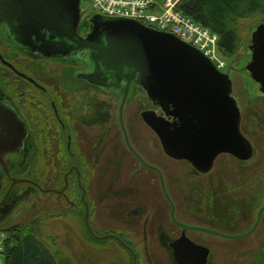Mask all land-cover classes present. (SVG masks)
I'll return each instance as SVG.
<instances>
[{"label":"flooded vegetation","instance_id":"1","mask_svg":"<svg viewBox=\"0 0 264 264\" xmlns=\"http://www.w3.org/2000/svg\"><path fill=\"white\" fill-rule=\"evenodd\" d=\"M92 15L80 11V38L89 32ZM230 70L223 72L230 77ZM91 72L87 49L45 56L11 43L0 24V104L23 125L19 144L0 160V225L19 207L24 218H31L35 198L38 221L59 228L51 248L59 264H198L204 250L205 264L220 258L229 264H264V93L259 84L253 81V96L231 95L248 153L220 152L208 171L179 160L184 164L179 183L168 175L169 161L176 159L164 153L140 116L159 108L136 80L130 83L124 107L130 101L149 106L132 118L146 127L149 142L127 127L123 108L127 141L155 170L128 148L118 109L115 115L109 104V94L122 96L125 81L119 88L102 87L80 77ZM104 169L118 170L113 178L120 192L117 217L100 213L108 201L100 191L109 186V172L102 183L93 181ZM22 225L39 226L32 219ZM40 238L51 247L47 237Z\"/></svg>","mask_w":264,"mask_h":264},{"label":"water","instance_id":"2","mask_svg":"<svg viewBox=\"0 0 264 264\" xmlns=\"http://www.w3.org/2000/svg\"><path fill=\"white\" fill-rule=\"evenodd\" d=\"M79 20L80 0H0V24L6 26L14 45L45 56L87 49L93 72L80 77L102 87L119 88L125 81L118 122L128 148L142 164L156 170L127 141L123 108L133 80L159 108L144 110L140 116L170 158L187 159L208 171L220 152L248 153V143L238 130L239 111L231 96V79L200 51L136 21L100 15L91 16L89 32L80 38ZM249 48L250 78L264 93V24L252 32ZM22 130L14 112L0 104V160L19 144ZM206 256L207 251H202L198 264H205Z\"/></svg>","mask_w":264,"mask_h":264},{"label":"trees","instance_id":"3","mask_svg":"<svg viewBox=\"0 0 264 264\" xmlns=\"http://www.w3.org/2000/svg\"><path fill=\"white\" fill-rule=\"evenodd\" d=\"M176 11L217 34L220 56L229 57L241 44L238 22L264 13V0H181ZM0 230L7 235L2 252L4 264H59L34 226H0ZM60 264L66 263L61 260Z\"/></svg>","mask_w":264,"mask_h":264},{"label":"rangeland","instance_id":"4","mask_svg":"<svg viewBox=\"0 0 264 264\" xmlns=\"http://www.w3.org/2000/svg\"><path fill=\"white\" fill-rule=\"evenodd\" d=\"M161 2L162 0H157ZM80 10L86 11L85 13H90L91 8H90V2L88 0H81L80 2ZM264 24V13H256L255 15L247 18L240 20L238 22V27H239V32L241 34V44L236 52V54L229 56V57H222L223 60L226 62L227 66L230 65V78L232 79V90H231V95L237 96L238 98L242 97H247L252 94V89L255 88V83L253 80L250 78L249 74V63L251 61V50L249 48V43H250V37L252 32L258 27L259 25ZM227 74V72H223ZM100 95V94H99ZM109 104L113 109L114 114H117V109L120 103L121 95L119 96H113L109 94ZM109 106V107H110ZM149 106L142 101L139 104H135L132 101L128 102L126 106L124 107V119L125 121H129L126 123L127 127H135L138 130V136L140 137L141 140H144L146 143L149 142L148 138V132L146 133V127L140 123V121H132L133 116H137V113L139 114V111L144 110L148 108ZM156 149L159 151V146L157 144ZM153 152V151H152ZM170 168L168 171L172 174H169L170 177L175 178L179 183L182 181L180 178L182 175L180 174L179 170L184 166L182 161L179 160H170ZM105 172H109L108 175V188H103L100 193H103L104 198H108V201L104 203V205H101L103 208L100 210V213L103 215L107 216H114L117 217V214L119 213L120 210V200H119V190L117 189V185H115V180L113 179L118 175V170H99V173L94 177V185L100 181L101 177L105 175ZM102 183V181H100ZM107 182L104 184V187H107ZM95 187V186H94ZM109 196H108V195ZM34 204L31 209V218H28L29 220L32 219V221L38 222V225L34 227L35 231L38 233V235H43L47 238V242L50 244L51 248L55 250L54 247V240L57 238V233L59 228L57 226H54V223L51 221L50 223L44 224L42 221H38V216H41V209L37 207V201L34 198ZM23 207H19L16 212L11 216L10 220H8L7 223L0 225L1 227L5 228H12V227H17L19 225H22L24 222H27L28 219L24 218V211ZM28 212V210H27ZM26 212V213H27ZM23 218V219H22ZM65 230V227H64ZM65 236H69V233L66 232L64 234ZM73 233H70V236H73ZM73 238V237H72ZM66 239V238H64ZM216 264H229L227 259H219V261Z\"/></svg>","mask_w":264,"mask_h":264},{"label":"built area","instance_id":"5","mask_svg":"<svg viewBox=\"0 0 264 264\" xmlns=\"http://www.w3.org/2000/svg\"><path fill=\"white\" fill-rule=\"evenodd\" d=\"M90 14L133 20L142 26L173 35L208 58L219 72L227 67L218 51V35L176 11L181 0H88ZM84 13L86 11H83ZM7 235L0 230V264Z\"/></svg>","mask_w":264,"mask_h":264}]
</instances>
